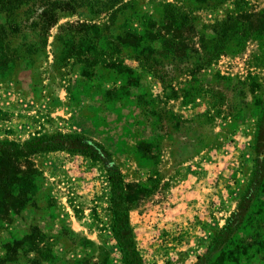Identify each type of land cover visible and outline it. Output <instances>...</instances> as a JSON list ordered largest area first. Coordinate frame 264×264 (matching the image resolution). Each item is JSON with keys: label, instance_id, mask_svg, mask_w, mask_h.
I'll return each instance as SVG.
<instances>
[{"label": "rangeland", "instance_id": "374dc122", "mask_svg": "<svg viewBox=\"0 0 264 264\" xmlns=\"http://www.w3.org/2000/svg\"><path fill=\"white\" fill-rule=\"evenodd\" d=\"M102 2L0 47V264H264V0Z\"/></svg>", "mask_w": 264, "mask_h": 264}, {"label": "trees", "instance_id": "16d2710c", "mask_svg": "<svg viewBox=\"0 0 264 264\" xmlns=\"http://www.w3.org/2000/svg\"><path fill=\"white\" fill-rule=\"evenodd\" d=\"M110 4L103 3L102 0H0V15L21 16L23 13L26 16L24 20L19 18L13 21V24L0 25V47H7L14 39L19 38L24 27L39 35H46L62 13H70L83 7L96 8V12L101 13L115 6L114 2ZM11 68L6 63L0 64V77L11 72ZM133 251L138 263L142 264L140 253L134 244Z\"/></svg>", "mask_w": 264, "mask_h": 264}, {"label": "crops", "instance_id": "0c3cea01", "mask_svg": "<svg viewBox=\"0 0 264 264\" xmlns=\"http://www.w3.org/2000/svg\"><path fill=\"white\" fill-rule=\"evenodd\" d=\"M196 183V185H195ZM187 186V187H186ZM188 186L191 187L193 189L194 192H196V196H198L201 192H200V189L198 188V185H197V182H190V180L188 178L184 179V181H182V184L180 187H183V189L185 191H188ZM194 197V194L192 192H186L184 193V197H182L185 202H181V204H178V205H185L186 207L188 206V204L192 203L193 202V198ZM180 202V201H178ZM181 207V206H180ZM173 212H176V214H180V211L179 209L173 211ZM185 212V211H184ZM174 214V213H173ZM172 215V213H171ZM183 215V213H181L179 216ZM175 216V215H174ZM175 218V217H174ZM173 219V217H172ZM176 221V220H175ZM171 222H174V219L171 220ZM176 223V222H175ZM134 224V223H133ZM174 224V223H172Z\"/></svg>", "mask_w": 264, "mask_h": 264}]
</instances>
